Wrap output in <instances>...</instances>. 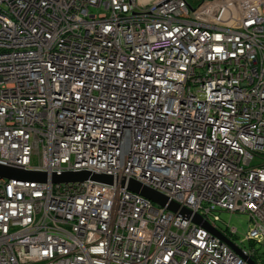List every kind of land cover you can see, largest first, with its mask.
<instances>
[{
	"label": "built area",
	"instance_id": "1",
	"mask_svg": "<svg viewBox=\"0 0 264 264\" xmlns=\"http://www.w3.org/2000/svg\"><path fill=\"white\" fill-rule=\"evenodd\" d=\"M0 166V264H264V0H0Z\"/></svg>",
	"mask_w": 264,
	"mask_h": 264
},
{
	"label": "water",
	"instance_id": "2",
	"mask_svg": "<svg viewBox=\"0 0 264 264\" xmlns=\"http://www.w3.org/2000/svg\"><path fill=\"white\" fill-rule=\"evenodd\" d=\"M0 177L8 179V180H20V181H28V182H46L47 175L44 173H33V172H25L21 170H13L3 166H0ZM94 180V181H101L106 183H111L112 178L108 176H97L92 175L90 173H80V174H65L63 176L55 175L52 178L54 183H63V182H76V181H85V180ZM129 189L134 193L141 194L144 198L153 201L161 206H165L168 203V198L147 187H143L140 183L132 180L129 185ZM170 209L172 211L178 210V205L171 204ZM184 213L188 216L191 215L190 211H184ZM200 218L198 216L195 217V221H199Z\"/></svg>",
	"mask_w": 264,
	"mask_h": 264
},
{
	"label": "rangeland",
	"instance_id": "3",
	"mask_svg": "<svg viewBox=\"0 0 264 264\" xmlns=\"http://www.w3.org/2000/svg\"><path fill=\"white\" fill-rule=\"evenodd\" d=\"M221 218L226 224H230L231 227L237 228L239 235L244 237L248 229V218L245 215L222 213ZM220 225L225 227L223 223Z\"/></svg>",
	"mask_w": 264,
	"mask_h": 264
}]
</instances>
